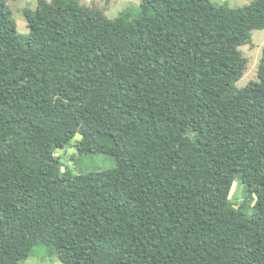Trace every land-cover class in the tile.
Returning a JSON list of instances; mask_svg holds the SVG:
<instances>
[{
    "label": "trees",
    "instance_id": "16d2710c",
    "mask_svg": "<svg viewBox=\"0 0 264 264\" xmlns=\"http://www.w3.org/2000/svg\"><path fill=\"white\" fill-rule=\"evenodd\" d=\"M23 14L27 34L0 0V264L44 242L63 264H264V45L235 85L264 0ZM97 129L125 137L116 165L74 174L57 150Z\"/></svg>",
    "mask_w": 264,
    "mask_h": 264
},
{
    "label": "rangeland",
    "instance_id": "374dc122",
    "mask_svg": "<svg viewBox=\"0 0 264 264\" xmlns=\"http://www.w3.org/2000/svg\"><path fill=\"white\" fill-rule=\"evenodd\" d=\"M11 9L12 16L16 21L19 33L29 32L23 11L25 9L35 10L37 0H6ZM216 7L236 8L248 4L252 0H209ZM82 5L96 7L110 18H115L124 10H135L140 5V0H78ZM264 45V28L252 31V41L239 46L243 57L246 59V67L242 77L235 83L237 88L244 87L249 81L257 80V69ZM90 130V129H89ZM85 130L77 133L70 143L57 150L61 161L74 174L90 171H101L113 168L116 165L114 153L123 146L125 137L119 134H109L102 130ZM255 197L247 194L245 185L236 176L231 185L229 201L238 206L243 205L246 212L253 211ZM19 264H63L52 244L39 243L34 246L28 258Z\"/></svg>",
    "mask_w": 264,
    "mask_h": 264
},
{
    "label": "water",
    "instance_id": "95a60500",
    "mask_svg": "<svg viewBox=\"0 0 264 264\" xmlns=\"http://www.w3.org/2000/svg\"><path fill=\"white\" fill-rule=\"evenodd\" d=\"M234 207H236V205H233Z\"/></svg>",
    "mask_w": 264,
    "mask_h": 264
}]
</instances>
